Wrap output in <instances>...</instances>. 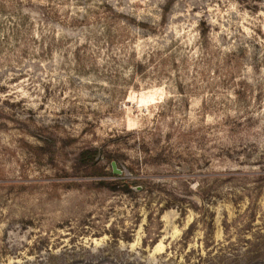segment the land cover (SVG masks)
<instances>
[{
	"label": "rangeland",
	"instance_id": "rangeland-1",
	"mask_svg": "<svg viewBox=\"0 0 264 264\" xmlns=\"http://www.w3.org/2000/svg\"><path fill=\"white\" fill-rule=\"evenodd\" d=\"M0 264H264V0H0Z\"/></svg>",
	"mask_w": 264,
	"mask_h": 264
},
{
	"label": "water",
	"instance_id": "water-1",
	"mask_svg": "<svg viewBox=\"0 0 264 264\" xmlns=\"http://www.w3.org/2000/svg\"><path fill=\"white\" fill-rule=\"evenodd\" d=\"M112 166H113L114 170L117 172L118 170L115 167V162L112 163Z\"/></svg>",
	"mask_w": 264,
	"mask_h": 264
}]
</instances>
